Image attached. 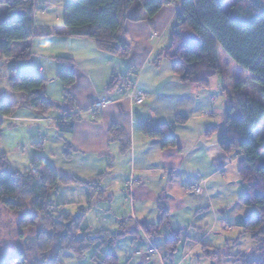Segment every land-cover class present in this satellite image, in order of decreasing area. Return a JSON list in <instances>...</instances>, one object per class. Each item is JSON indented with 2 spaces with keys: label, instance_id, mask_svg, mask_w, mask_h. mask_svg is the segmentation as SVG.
<instances>
[{
  "label": "trees",
  "instance_id": "16d2710c",
  "mask_svg": "<svg viewBox=\"0 0 264 264\" xmlns=\"http://www.w3.org/2000/svg\"><path fill=\"white\" fill-rule=\"evenodd\" d=\"M227 2L228 0H69L63 12L64 32L60 33L54 28L34 24L33 15L37 10L38 0H0V56L12 63L30 60L33 56L28 46L30 40L66 36L89 39L99 52L128 60L132 56L133 46L125 31L126 24H151L162 8L176 5L170 45L156 60H170L173 63V74L182 85L205 89L210 86L212 79L220 75L217 57L221 51L247 73L258 95L264 99V0H235L225 10ZM18 42L25 43L26 46L15 55L12 47ZM54 60L61 67L56 79L62 87V103L58 104L47 98L45 86L48 81L40 74L12 75L8 80L9 90L11 94L22 97V105L37 119L47 118L51 111L62 112L64 116L55 121V129L63 137L73 133L75 123L79 120L77 115L70 116L71 111L75 110L70 94V89L76 83L75 62L65 57ZM122 78H113L108 89L117 87ZM245 86L246 82L242 80L231 91L228 87L223 89L229 104L224 119L220 124L208 128L205 135H216L219 152L228 158L237 159L238 176L243 184L240 203L257 211L246 221L239 218L235 227L241 228L251 237L257 245L255 252L260 253V258L251 261L237 258L236 262L264 264V104L244 94L242 89ZM17 109V104L3 100L0 102V137L6 119L14 118ZM236 111L238 114L234 116ZM186 122L187 118L179 117L167 124H140L138 128L145 138L160 141L162 149H177L175 132ZM108 133L112 142H119L124 149L129 146L128 135L121 126L112 125ZM64 141L67 157L70 155L71 144ZM42 145L37 144L40 149ZM71 183L93 187L91 182L59 175L43 156L33 158L25 172L10 170L5 154L0 153V213L7 212L16 217L23 214L19 220L20 228L25 240L34 242L31 244L35 247L37 256V260L33 259L30 264H44L47 260L54 262L56 256L60 258L65 250L71 251L78 259L83 257L86 249L80 245L81 241L73 235L71 229L78 218L63 233L64 225L71 222L72 215L63 210L65 205L55 203L50 198V194L56 193L60 185ZM87 198L91 202L93 197L88 194ZM79 209L80 219L84 215V209ZM158 211L159 223L165 222L167 210L162 202L159 203ZM144 228L149 231V227ZM34 231L36 234L32 237ZM106 238L103 235L95 240L91 239V244ZM85 240L88 238L85 237ZM110 241L113 245L114 237ZM179 243V232H171L165 238L169 254L176 251ZM215 255L216 252L207 258ZM95 263L118 264V259L110 251L102 259H95Z\"/></svg>",
  "mask_w": 264,
  "mask_h": 264
},
{
  "label": "rangeland",
  "instance_id": "374dc122",
  "mask_svg": "<svg viewBox=\"0 0 264 264\" xmlns=\"http://www.w3.org/2000/svg\"><path fill=\"white\" fill-rule=\"evenodd\" d=\"M51 1L55 3L57 0ZM57 2L60 3L62 0ZM234 2L235 0H228L224 9H229ZM55 13L58 15L50 13L49 16H54L56 22L57 18H61L62 13L57 9L55 10ZM171 16L172 10H163L162 14L159 16V21L162 22V24H166ZM35 40H37L35 42V50L44 54L45 51H43L42 47L40 46L41 48L37 49V45H40L41 43L47 44L49 40ZM79 41L83 43L82 40ZM168 41L169 36L167 37V42ZM54 43L63 42L55 40ZM18 45L19 42L14 43L12 47V52L15 55L19 54L17 51ZM79 45L81 44L70 42L62 47L58 45L51 46L56 52H74V49L76 51L79 47H82ZM94 49L95 50L93 51L96 53H94V55L89 53H86L85 55L78 54H80L79 56L81 60L84 57L82 60L83 65L88 68L85 64L87 63L90 66L89 71L95 75L94 78H98V81H100V70H102L100 69V66L102 65V68L104 69L106 61H100V55L98 53L101 52L96 49L95 45ZM54 50L50 51V53H55ZM46 51H49V49ZM55 54L56 56L52 59L61 57L58 55L60 53ZM34 55L30 60L18 61L15 63L9 62L5 60L4 57L0 56V102L3 100L8 101L11 104H17L18 109L16 110L14 117L19 119L5 123L0 137V153L5 154L10 170L19 172H25L29 168L32 159L41 156L46 160L48 159L53 166H59L60 168L64 161L63 157L65 156V146H62L63 143L59 139L58 133L54 128L48 127L46 123H34L22 120L28 116H35L29 109L22 105V97L11 94L9 90L8 80L12 75L38 74L37 66L43 65L48 61L45 60V55V58L40 55ZM105 56L109 55L105 54ZM113 58L120 63L129 60H125L120 56H114ZM217 59L221 75L212 79L208 88L197 90V94H194L193 96L194 107H190L188 99L185 97H174V93L172 92L173 90H176L174 88H169V96L165 98V101H167L168 104L182 107V110L186 114L189 111H192V113L189 114L190 119L187 121L185 128L178 127V130L175 133L176 139L182 137L184 144L187 145V150L197 147L199 141L202 146H210L217 140L216 135L207 137L205 132L207 131V128L218 125L223 116H225V106L229 104L227 103L226 95L223 94V88L228 87V90L231 91L234 86L232 85L233 81H239L241 79L245 81L246 86L242 89V92L264 104V99L258 95L256 87L251 80H249L248 75L243 70L231 62L221 51L218 53ZM163 61L171 62L167 59H164ZM124 64L126 63L124 62ZM75 74H77L76 71ZM138 79L139 73L133 77L135 82ZM56 81V85H61L57 79ZM177 81L179 82L178 78ZM171 82V80H168V83ZM47 84H49V82L46 83V86ZM52 87L53 86H50V88ZM186 87H190V89L192 88L190 85H187ZM116 91L117 88L112 91L113 94H115ZM83 100L87 103V96H84ZM53 102L58 104L61 103L58 101ZM54 112L55 111H51L50 113ZM50 113L48 115H50ZM210 114H213L214 116H211ZM237 114L238 112L236 111L233 115L236 116ZM204 124H207V126L204 127ZM67 138L68 136H65L64 139L68 142ZM38 143L43 144L42 147L40 146L41 149L37 146ZM215 143L217 146V141ZM110 144V150L112 151L115 149L116 151L118 148L117 142H110ZM219 154L221 155V157L218 156L220 159L214 157V160L219 164H222L219 162L220 160H224L225 164H227L224 177L219 176L210 182L206 189L205 198L186 194L185 189L183 190V197L180 195V197L175 200L168 192L162 194V203L167 210V219L165 222H162L161 232H159L160 234H163V232L167 230V224L171 221L174 224L185 225L188 223L196 227L188 232V238L186 240L183 239L182 244L177 246L176 252L173 253L174 255L171 259H167L168 254L164 248V240L160 237L159 233L151 236L146 233L149 239L142 231L137 232V234L134 233L136 227L137 229H141L138 222L149 220L148 222L155 223L159 220L160 214L157 204L153 202H145V204L143 203V205L140 206L131 202L132 198L129 199L126 195H124L125 198H123L121 192H115L117 195L112 203L99 202V200L96 201L97 203L95 204H87L85 201L80 204L78 202H82L81 200L87 198L85 196V189L83 188L84 185L71 183L60 185L56 193L52 192L50 194V198L54 200L55 203H65L66 205L63 206V210L70 213L72 217L79 215V208L80 206L83 207L84 215L80 219L78 217V221L71 229L73 235L76 237L78 235L82 236V239L79 240L81 241L80 245L85 248L86 251L83 257L78 259L71 251L65 250L60 258L56 256V261L50 262L47 260L44 264H96L95 259H102L103 255L110 251L116 253L118 264H160L159 260H161V257L163 259V264H170V262L177 263L180 260V264H209L210 260H214L217 264H240L239 262H236L237 258H245L249 261L258 260L260 258V253L255 252L257 245L241 228L235 227V224L240 217L247 219L254 216L257 211L254 208H247L240 203L243 184L238 183L240 179L238 176L237 161H234V157L226 158L222 153L219 152ZM119 159L118 156L117 162L114 166H117V163L120 161ZM122 159L120 167L121 169L125 167L123 170L124 174L128 175L127 170H131L128 154H126V156L122 154ZM76 163L77 162H74L72 167L76 165ZM65 165L71 170L70 164ZM76 167H78V165ZM69 172L74 173L75 176H78V174L83 176L82 172L84 171ZM85 178L87 177L83 176L81 180L85 181ZM97 178H99V176L93 177V183L97 181ZM127 178V181H129L130 176ZM179 178L178 175L174 178L176 180L174 184L176 190L181 188V179ZM221 179H223L224 182ZM190 212H192V215H190ZM135 221H138L137 224ZM35 234L36 231H34V234L32 232V237H34ZM103 235L107 237L104 241L97 240L94 241L95 244H91L93 243L91 239L95 240ZM1 237L4 240H0V243L3 242L0 247H6V249L11 252L13 250H18L17 246H19L21 242L17 239L14 230L12 232L8 231L7 233H3ZM85 237H87L88 240H85ZM113 237L114 242L113 245H111L110 242L112 241H110V239L112 240ZM147 240L151 241L152 246L157 249L159 255L150 257L145 256L148 249L146 245ZM25 243H27L29 247H32V244H34L32 241H26ZM182 247H184V250H182ZM34 249L35 247H32L33 252ZM214 252H216L215 256L209 259L206 257L208 256L207 254ZM138 253L142 255L140 256ZM33 257H35V255H32L30 258Z\"/></svg>",
  "mask_w": 264,
  "mask_h": 264
},
{
  "label": "crops",
  "instance_id": "0c3cea01",
  "mask_svg": "<svg viewBox=\"0 0 264 264\" xmlns=\"http://www.w3.org/2000/svg\"><path fill=\"white\" fill-rule=\"evenodd\" d=\"M57 1L54 3L51 0H38L37 10L33 15V21L36 26L50 29L54 28L60 33L64 32L63 12L69 0H62L60 3ZM54 8L60 10L62 13L61 18H57L56 22L54 16H49L50 13L58 15L55 13L56 9ZM163 10H172V16L166 24H162V22L159 21V16L162 14ZM176 11V5H168L160 10V12L152 19L151 24L148 22L126 24L125 31L133 46L132 56L127 62L122 60L123 63H120L113 58L114 56H105V54L98 53L100 55V61H106L104 69L102 68V65L100 66V69H102L100 70V81H98V78H94L95 75L89 71L90 66L87 63L85 64L88 68L83 65L82 60L84 57L82 56L83 59L81 60L79 56L80 54L85 55L86 53L94 55L95 52L93 50L95 49L93 41L89 39L69 38L66 36L46 38L49 40L47 44L41 43L40 45H37V49L42 47L43 51H45L44 54L35 50V42L37 40L32 39L29 41L28 46L36 55L32 54L34 56L40 55L42 57L45 55V60H48L45 64L37 66V73L42 75L49 82L45 87V95L53 101L63 102L62 87L55 83L57 82L55 77L61 68L60 65L52 59L56 56L55 53H60L58 55L61 57L70 58L76 63V83L70 89V94L75 104V110L71 111L70 116L77 115L79 120L75 123L73 133L66 135L68 136V142L71 144L70 155L63 157L64 161L60 168L59 166H53L52 163L48 159L47 160L59 175L77 178L78 180H81L83 176H85L87 177L85 178V181H91V183H93L92 179L94 176H99L96 184L93 183L92 188H87L86 186L83 187L85 189L86 197L88 194L92 195V201L90 202L88 201V198H86L78 203L81 204L85 201L87 204H95L97 203L96 201L99 200V202L112 203L117 195L115 192H121L123 198H125L124 195L128 197L125 188L128 179L127 177L130 176V178H133L136 181L132 201H130L140 206L143 205V203L145 204V202H153L159 207V203L162 202V194L166 192H168L174 200L180 197V195L183 197L184 189L186 190V194L205 198L206 189L210 182L219 176L224 177L227 164H225L224 160L219 161L222 164H219L214 160L215 158L220 159L218 156L221 157L215 143L216 141L210 146H202L199 141L197 147L187 150V145L184 144L181 137L177 138V149L164 150L162 149L160 141L145 138L139 132L138 127L140 124L156 126L173 122L179 117L187 118V121L190 119L189 114H191L192 111H189L186 114L182 110V107H176V105L168 104V102L165 101V98H167L170 93L169 88L176 89L172 91L174 97H185L188 99L190 107H194L193 96L194 94H197L196 92H198L197 90L199 88L192 87L190 89V87L183 86L177 81V78L173 74L172 62L163 61V58L159 60L160 62L156 60L157 56L170 45V33L175 22ZM168 36L169 41L167 42ZM55 40L63 43H54ZM79 40H82L83 43ZM70 42L81 44L79 46L82 47H79L76 51L74 49V52H56L52 47L54 45L62 47ZM24 46H26L25 43H19L17 51L19 52ZM48 49L49 51H46ZM53 50L55 53H50V51ZM124 62L126 64H124ZM137 73H139V79L136 80L137 88L146 95L143 105L130 108L129 104L126 102H117L108 104L98 111H90L92 105L97 100H112V98H114L112 91L116 87L112 90L108 89L113 78L129 76V78L133 80L134 75L136 76ZM168 80H171L172 82L168 83ZM241 81L242 79L239 81H233L232 85ZM50 86L53 87L50 88ZM223 89H225V87ZM84 96H87V103L83 100ZM228 106L229 105L225 106L224 111H226ZM210 115L214 116L213 114ZM63 116L64 114L62 112L55 111L54 113H50L45 119H37L36 117L28 116L22 120L34 123H46L48 127H52L56 131L55 121L61 119ZM223 119L224 116L222 120ZM11 120L19 119L14 117L6 120V122ZM186 123L180 127L185 128ZM112 125H119L125 130L129 138V146L127 148L124 149L122 145L117 142L118 148L116 151L115 149L112 151L110 150V142L112 141L108 130ZM203 126L205 127L207 124H204ZM64 138L65 136H63V138L59 136V139L63 143L62 146H64ZM122 154L125 156L128 154L129 156V166L131 170H127L128 175L124 174L123 170L125 167H123V169L120 167V162L123 160ZM118 156L120 161L117 163V166H114L117 162ZM235 160L237 159L234 158V161ZM74 162L77 163L72 167ZM65 164H70L71 170H69ZM77 165L78 167H76ZM69 171L84 172H82L83 176L79 174L78 176H75L74 173H70ZM100 175L103 176L100 177ZM177 175L180 177L179 179H181V188L178 190L174 187L176 181L174 178ZM221 180L223 181V179ZM197 186L201 188L199 194H196L191 190L193 187ZM99 193L100 198L97 197V194ZM128 198L130 199V197ZM58 204L66 205L65 203ZM190 215H192V212H190ZM148 221L149 220H142L141 222L137 221L141 229H137L136 227L134 233L137 234V232L142 231L145 235L147 233L151 236L161 232L162 223H159V220L155 223ZM167 225V230L164 231L163 234H159L164 240V248L168 254L167 259L169 260L174 254L168 253L165 247V238L171 232H179V246L182 244L183 239L186 240L188 238V232L196 227L188 223L185 225L174 224L172 221ZM145 226L149 227L148 232L145 230ZM146 237L148 238L147 235ZM146 245L149 248V246L152 245L151 241L147 240ZM182 250H184V247H182ZM112 252L116 256V253L114 251ZM210 254L213 255V253ZM180 263L181 260L177 263L170 262V264Z\"/></svg>",
  "mask_w": 264,
  "mask_h": 264
},
{
  "label": "built area",
  "instance_id": "2783aa9c",
  "mask_svg": "<svg viewBox=\"0 0 264 264\" xmlns=\"http://www.w3.org/2000/svg\"><path fill=\"white\" fill-rule=\"evenodd\" d=\"M116 88L117 91L114 94V98H112V100H106V99L97 100L90 111L95 112L100 109H103L108 104L117 103V102H126L129 104L130 108L134 106H141L144 104L146 95L137 88V83L135 81L130 80L127 77L122 78ZM135 186H136V182L133 178H130V180L126 182L125 192L128 195V197L132 198L133 190ZM191 190L194 191V193L196 194H199L201 192V188L199 186L193 187ZM135 223L137 224L136 221ZM138 255L141 256L142 254L138 253ZM145 255L157 256L159 255V253L157 249H155L152 245H150ZM159 263L163 264L162 257L161 260H159Z\"/></svg>",
  "mask_w": 264,
  "mask_h": 264
},
{
  "label": "flooded vegetation",
  "instance_id": "af4514ba",
  "mask_svg": "<svg viewBox=\"0 0 264 264\" xmlns=\"http://www.w3.org/2000/svg\"><path fill=\"white\" fill-rule=\"evenodd\" d=\"M97 197L100 198V193L97 194ZM22 217L23 214H20V217H16L7 212L0 213V240L3 233H7L8 231L12 232L14 230L17 235V239L21 242V244L17 246L18 250H13L12 252L6 248L2 249V247H0V264H30L33 259L35 260L37 258L35 250L33 252L32 247H29L28 244L25 243V235L20 228L19 223V220ZM32 255H35V257L30 258Z\"/></svg>",
  "mask_w": 264,
  "mask_h": 264
},
{
  "label": "water",
  "instance_id": "95a60500",
  "mask_svg": "<svg viewBox=\"0 0 264 264\" xmlns=\"http://www.w3.org/2000/svg\"><path fill=\"white\" fill-rule=\"evenodd\" d=\"M21 15H23V13H22ZM192 41H195V38H192ZM57 107H58V106H57ZM238 183H241V181H239ZM79 216H80V215L73 216L71 222H70V223H67V224L64 225V232H63V233L66 232V229H67L68 227H70L71 223L75 222ZM246 220H248V219H244V221H246ZM77 239H78V240L82 239V236H81V235H78V236H77ZM209 264H216V263H215L214 260H210Z\"/></svg>",
  "mask_w": 264,
  "mask_h": 264
}]
</instances>
